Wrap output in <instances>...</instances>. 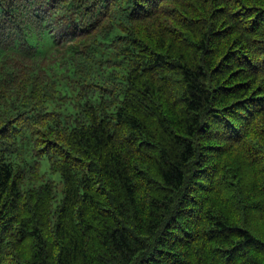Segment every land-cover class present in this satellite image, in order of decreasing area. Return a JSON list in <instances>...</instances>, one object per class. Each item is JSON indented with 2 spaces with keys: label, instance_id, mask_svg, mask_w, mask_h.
Masks as SVG:
<instances>
[{
  "label": "trees",
  "instance_id": "trees-1",
  "mask_svg": "<svg viewBox=\"0 0 264 264\" xmlns=\"http://www.w3.org/2000/svg\"><path fill=\"white\" fill-rule=\"evenodd\" d=\"M0 264H264V0H0Z\"/></svg>",
  "mask_w": 264,
  "mask_h": 264
}]
</instances>
